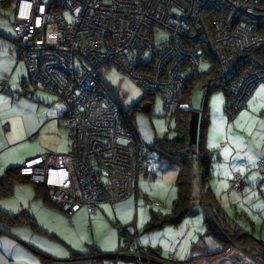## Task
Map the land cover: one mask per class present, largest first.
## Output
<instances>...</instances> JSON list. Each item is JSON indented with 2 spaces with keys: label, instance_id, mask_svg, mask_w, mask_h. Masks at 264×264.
<instances>
[{
  "label": "built area",
  "instance_id": "2783aa9c",
  "mask_svg": "<svg viewBox=\"0 0 264 264\" xmlns=\"http://www.w3.org/2000/svg\"><path fill=\"white\" fill-rule=\"evenodd\" d=\"M263 16L264 0H18L12 29L27 83L66 106L71 146L66 153L48 152L27 160L20 176L44 187L51 204L68 216L85 208L94 217L102 204L133 196L148 207H162L139 188V181L164 166L125 129L124 111L100 79V70L115 68L152 100L161 94L170 112L189 111L186 87L213 60L224 79L221 86L229 93L226 115L232 121L264 83L263 70L239 72L249 53L259 50L264 55ZM161 32L169 37L158 46ZM2 94H11L5 81L0 82ZM257 172L264 181V159ZM243 184L242 174L235 173L231 188L241 191ZM130 228L133 235L126 236L129 227L119 226L115 253L90 254L77 261L193 264L140 246L135 224Z\"/></svg>",
  "mask_w": 264,
  "mask_h": 264
},
{
  "label": "crops",
  "instance_id": "0c3cea01",
  "mask_svg": "<svg viewBox=\"0 0 264 264\" xmlns=\"http://www.w3.org/2000/svg\"><path fill=\"white\" fill-rule=\"evenodd\" d=\"M17 1L0 4V82H7L11 91V94L0 95V177L9 168H18L34 157L51 151L66 153L71 149L65 131L66 106L54 95L32 87L26 81L27 70L12 29L14 17H7L4 11L10 8L14 11ZM263 84L257 87L247 107L232 121L226 115V94L223 92L224 96H219L220 91L214 92L218 94L214 103L210 102L214 93L209 96V121L203 147L212 158L211 174L205 188L199 181L195 183L194 214L175 225L147 229L155 216L172 214V204L178 195V168L173 170L171 182L164 184L169 187L172 183L176 189L174 192L169 187L168 199L172 203L165 214L157 213L133 196L114 205L102 204L94 217L85 208L68 216L51 204L44 187L23 178L24 182L17 183L11 195L0 198V210L10 215L29 214L39 230L28 225L6 228L8 233L0 235V264H85L77 260L94 253L102 256L115 253L121 237L119 226L129 227L126 236H131L134 233L130 228L132 224L137 228L140 246L159 250L163 258L175 255L180 262L192 261L193 264H264V212L263 216L257 214L260 211L257 204H264V181L257 172L258 163L264 159ZM54 136L58 139L48 138L55 140L53 144L48 143L46 138ZM62 136L67 137L64 144ZM157 173L160 171L142 175L139 188L148 197L161 202L160 199H164L154 192L153 186L147 187V182L155 180L153 175ZM166 173L164 171L161 178ZM235 173L243 176L241 191L230 186ZM205 191H210L220 203L231 224H225L227 229L240 230L251 243L242 242L239 247L231 242L222 245L208 234V212L202 203ZM87 215L94 219V225L102 221L107 223V232H80V222H88ZM105 260L98 264H108ZM117 264L135 263L120 260Z\"/></svg>",
  "mask_w": 264,
  "mask_h": 264
},
{
  "label": "trees",
  "instance_id": "16d2710c",
  "mask_svg": "<svg viewBox=\"0 0 264 264\" xmlns=\"http://www.w3.org/2000/svg\"><path fill=\"white\" fill-rule=\"evenodd\" d=\"M11 1L12 0H4L2 4H10ZM262 18L264 24V16ZM211 63L213 64V69L211 71H203L186 87L184 102L190 106V110L185 111L177 108L171 112V115L175 120L177 132L176 137L170 139L168 136H165L162 139H157L154 142L152 152L149 150L151 153L155 152L159 159L164 160L170 166L177 167L179 169V173L176 181L178 195L177 199L172 204V214L169 216H155L147 226L148 230L161 228L169 224L175 225L187 215L194 214L196 208V199L194 197L195 183L199 181L205 188V184L210 177L212 158L209 152L203 147L205 130L209 121L207 101L209 96L217 91H223L227 96L228 102L230 99L227 88L221 86L224 79L219 68L215 65L213 60H211ZM249 68L264 71V55L261 51H252L244 60L240 62V73ZM198 85H206L205 88H203L206 92V97L202 108L198 146L195 151L192 150L188 153L192 95ZM149 101L154 102V99L152 100L150 96L145 95V97H143L135 106L131 108L130 112H123L122 120L127 131L137 135L134 130L136 123L135 112L138 111L143 104ZM150 112L151 108L148 113ZM19 169L20 167L9 168L4 175L0 177V198L11 195L14 186L17 183L24 182V179L19 174ZM202 203L208 212L206 220L208 234H210V236H212L220 244L227 245L231 242L239 247L243 245L242 242H252L248 236L242 235L240 230L232 229L231 226V230L227 229L225 224H231L226 219V214L220 203L212 196L210 191H205ZM27 225L32 227L34 230H39L35 220L29 214L21 213L18 215H10L0 210V235L8 233L5 230L6 228H15Z\"/></svg>",
  "mask_w": 264,
  "mask_h": 264
},
{
  "label": "rangeland",
  "instance_id": "374dc122",
  "mask_svg": "<svg viewBox=\"0 0 264 264\" xmlns=\"http://www.w3.org/2000/svg\"><path fill=\"white\" fill-rule=\"evenodd\" d=\"M4 11L7 12L6 13L7 17H14L13 8L12 9L10 8ZM65 15L68 20L71 19V17L67 14V12H65ZM168 37L169 36L167 33L161 32L157 38V45L159 46L161 42L166 41ZM212 69H213V64L209 61L202 68L204 72H209ZM100 79L109 88V90L116 96V98L119 100L121 104L123 111L125 112H130L131 108L135 106L143 97H145L144 92L142 91L141 87L138 84L132 81L129 77L124 76L121 72H119L113 67L102 68L100 70ZM26 81H27V75H26ZM34 91L35 90L33 89L32 92ZM220 95L224 96L223 91L219 92V96ZM217 96L218 94L214 93L210 97L211 99L210 102L214 103L215 102L214 100L215 98H217ZM205 97H206V92L203 89L197 87L193 91L192 104H191L192 111H200L202 109L203 104L205 102ZM57 101L62 103L58 99ZM171 114L172 113L166 109L164 99L161 94H157L154 97V102H152L150 113L142 111L141 108L135 112L136 123H135L134 130L137 133V136L142 140V142L148 147V149L151 152L154 146V142L157 139H162L165 136H168L170 139L176 137L177 132H176L175 120ZM65 129H66V124H65ZM65 131L67 132V129ZM48 138L58 139V137L56 136L47 137L46 138V140H48L47 142L52 143V144L54 143L55 140L48 139ZM62 138H63L62 143L64 144L67 140V137L62 136ZM51 152H54V151H51ZM153 154L158 157V155H156L155 152H153ZM161 163L164 166L163 171L159 170L160 173L153 175L154 178L155 177L156 178L155 180L148 181L147 187L153 186L152 189L154 190V192L158 196L160 195L162 199H164V200L160 199V201L163 204L162 207L154 208V211H156L157 213L165 214L170 211L171 203H172L170 202V198L168 199L169 191L173 189V191L175 192L176 189L172 183L169 184V187L171 189L167 187L168 184L167 185H164V184L171 182L170 179L174 176L172 175L173 174L172 172H175L173 170H175V168L177 167L170 166L164 160H161ZM164 171L168 173L165 174L166 175L165 177L161 178ZM165 201H167V203H165ZM261 205H262V208H261ZM257 207L260 208V211L257 212V214L258 215L262 214L263 216L264 204L258 203ZM87 220L88 222L86 220H84L83 222H80V225H79L80 232H107V228H108L107 223L102 221L94 225L93 223L94 219L93 218L89 219L88 215H87ZM136 231H137V228H136Z\"/></svg>",
  "mask_w": 264,
  "mask_h": 264
},
{
  "label": "water",
  "instance_id": "95a60500",
  "mask_svg": "<svg viewBox=\"0 0 264 264\" xmlns=\"http://www.w3.org/2000/svg\"><path fill=\"white\" fill-rule=\"evenodd\" d=\"M151 103L152 101L151 102L149 101L143 104L141 107L142 111L149 112L151 108ZM201 119H202V111H192L191 112V118L189 121L188 153H190L192 150L195 151L198 146Z\"/></svg>",
  "mask_w": 264,
  "mask_h": 264
}]
</instances>
